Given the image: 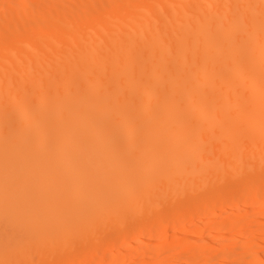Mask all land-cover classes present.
I'll return each mask as SVG.
<instances>
[{
	"label": "bare ground",
	"instance_id": "bare-ground-1",
	"mask_svg": "<svg viewBox=\"0 0 264 264\" xmlns=\"http://www.w3.org/2000/svg\"><path fill=\"white\" fill-rule=\"evenodd\" d=\"M261 236L264 0H0V264H264Z\"/></svg>",
	"mask_w": 264,
	"mask_h": 264
},
{
	"label": "rangeland",
	"instance_id": "rangeland-1",
	"mask_svg": "<svg viewBox=\"0 0 264 264\" xmlns=\"http://www.w3.org/2000/svg\"><path fill=\"white\" fill-rule=\"evenodd\" d=\"M235 202H236V203H235L234 205H236V207L239 206V205L241 204V201H235ZM219 209H220V210H223V209H221V208H219ZM227 212H228V211H227ZM219 213H220V214H219ZM219 213H218V215L220 216V215L222 214V212H219ZM161 219L167 220V223H168V222H170V220L172 219V217H171V216L168 217L167 215H165V216L162 217ZM201 219H202V217H201ZM197 220L199 221V216H198L197 218H195V219L192 220V224L196 223ZM202 220H203V219H202ZM182 226H184V225H181L180 227H182ZM188 226H189V227H188ZM187 227H188L189 229H188ZM187 227H186L187 230H188L189 232L191 231V233L195 230V228H194L193 226L191 227V223H190L189 225H187ZM192 228H193L194 230H193ZM238 230H239V229L236 228V229H233L232 232H235V234H237L236 232H237ZM246 233H247V232H246ZM246 233H245V234H246ZM243 235H244V234H243ZM167 236H168V235L164 233V235H162L160 238H161V239H166ZM247 236H248V238H249V236H251V235H248V233H247V235H245V238H246ZM136 237H137V238H136ZM243 237H244V236H243ZM261 237H264V236H261ZM132 238H133V239H132V242H133V241L135 242V240L138 239V236H136V234H134V237L132 236ZM134 238H135V239H134ZM144 239H145V241H144ZM241 239H243V238H241ZM246 239H247V238H246ZM263 239H264V238H263ZM146 240H147V236L144 235V237L142 238L141 242L143 241V242L145 243ZM155 240H158V238L155 239ZM167 240H169V239H167ZM167 240H166V241H167ZM143 242H142V243H143ZM144 243H143V244H144ZM158 244H159V243H156V242L154 243V242H153L151 245H153L154 247H157ZM133 245H134V244H133ZM159 245H160V244H159ZM150 247H152V246H150ZM152 248H153V247H152ZM153 249H154V248H153ZM134 257H135V258H134ZM134 257H133V259H132V258H125V259H124L125 261L122 260V262L120 261L119 264H131V263L134 264V262H135V264H137V263H138V264H146V263H148V262H146L145 258H141V257H139V256H134ZM80 259H82V258H81L80 256H78V261H80ZM144 261H145L146 263H145ZM61 264H63V263H61ZM83 264H98V263H95V262H91V261L86 260ZM103 264H109V263H108V262H105V263H103ZM148 264H149V263H148ZM183 264H194V263H191V262H187V263H186V262H185V263H183Z\"/></svg>",
	"mask_w": 264,
	"mask_h": 264
}]
</instances>
